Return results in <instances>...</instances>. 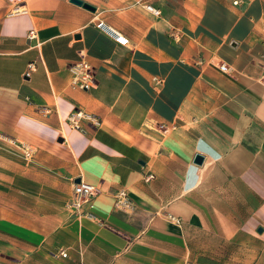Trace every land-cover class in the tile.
<instances>
[{"label":"crops","instance_id":"crops-1","mask_svg":"<svg viewBox=\"0 0 264 264\" xmlns=\"http://www.w3.org/2000/svg\"><path fill=\"white\" fill-rule=\"evenodd\" d=\"M93 6L0 0V132L34 149L0 264H264V0ZM80 55L94 88L71 85ZM75 108L99 124L72 128ZM77 179L100 190L92 218L67 206Z\"/></svg>","mask_w":264,"mask_h":264},{"label":"built area","instance_id":"built-area-1","mask_svg":"<svg viewBox=\"0 0 264 264\" xmlns=\"http://www.w3.org/2000/svg\"><path fill=\"white\" fill-rule=\"evenodd\" d=\"M146 9L153 13L154 15H159V11L154 9L150 5L146 6ZM95 27L100 31L110 35L115 42L121 45H127L128 39L123 36L120 32L114 28L107 25L104 21H97ZM30 37H35V31H31ZM81 54V53H80ZM220 69L223 72H228V69L225 65H221ZM33 70V64H29L27 67L26 75H29ZM71 85L78 87L80 89H90L94 88L96 81L94 79L93 73L91 72V67L83 59V56L80 55L79 61L74 63L71 68ZM67 122L69 125L78 130H83L84 124H90L96 126L99 124L97 117L93 114L87 113L80 108L73 109L68 115ZM22 150L25 157L30 158L34 152V149L29 144H22ZM100 190L97 186L88 184L86 182H79L73 185V194L68 202V208L71 213L77 215H84L85 217L92 218V214L89 211L85 210V206L88 205L95 196L99 194ZM126 202L124 198L119 199V203ZM59 256L66 257V253L62 250L59 251Z\"/></svg>","mask_w":264,"mask_h":264},{"label":"rangeland","instance_id":"rangeland-1","mask_svg":"<svg viewBox=\"0 0 264 264\" xmlns=\"http://www.w3.org/2000/svg\"><path fill=\"white\" fill-rule=\"evenodd\" d=\"M92 5H95L97 3V0H84ZM22 142L19 140H16L14 136H12L9 133H6L4 131L0 132V207L3 208L4 205H7L8 203V190L7 186H9L7 179L10 178L9 172H13V166L16 161V158L20 156L23 159L24 165L32 163L33 158L28 159L25 157L23 150H22ZM11 187V186H10ZM72 194H73V188H72ZM72 197V195H71ZM4 199V200H3ZM71 199V198H70ZM70 201V200H69ZM11 211L13 209L5 207L3 210ZM19 210L25 211L27 215L31 218L36 215V209H16L18 212ZM7 214V212H6ZM5 214V215H6ZM24 214V213H21ZM2 215V214H1ZM3 221V219L0 218V222ZM6 221V220H4ZM1 226V224H0ZM7 224H3V228H7ZM0 232H7L6 230H3L0 228ZM7 242V241H6ZM0 256L1 258L6 261L9 259H12V255L9 254V252L6 250V247L3 249H0Z\"/></svg>","mask_w":264,"mask_h":264},{"label":"water","instance_id":"water-1","mask_svg":"<svg viewBox=\"0 0 264 264\" xmlns=\"http://www.w3.org/2000/svg\"><path fill=\"white\" fill-rule=\"evenodd\" d=\"M69 2L90 12H95L96 10V8L93 5L83 0H69ZM203 160L204 157L202 155L197 154L194 157L193 163L197 165H201L203 163ZM76 182L79 183V179H77Z\"/></svg>","mask_w":264,"mask_h":264}]
</instances>
